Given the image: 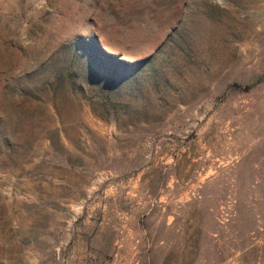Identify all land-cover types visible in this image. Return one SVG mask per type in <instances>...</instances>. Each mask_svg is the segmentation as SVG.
Returning a JSON list of instances; mask_svg holds the SVG:
<instances>
[{"label":"rangeland","instance_id":"1","mask_svg":"<svg viewBox=\"0 0 264 264\" xmlns=\"http://www.w3.org/2000/svg\"><path fill=\"white\" fill-rule=\"evenodd\" d=\"M0 264H264V0H0Z\"/></svg>","mask_w":264,"mask_h":264}]
</instances>
